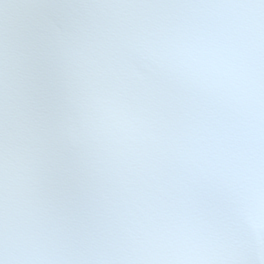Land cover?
Wrapping results in <instances>:
<instances>
[{"label": "snow or ice", "instance_id": "obj_1", "mask_svg": "<svg viewBox=\"0 0 264 264\" xmlns=\"http://www.w3.org/2000/svg\"><path fill=\"white\" fill-rule=\"evenodd\" d=\"M0 264H264V0H0Z\"/></svg>", "mask_w": 264, "mask_h": 264}]
</instances>
